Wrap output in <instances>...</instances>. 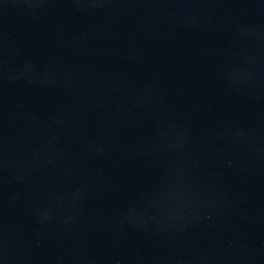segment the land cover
<instances>
[{"label":"water","instance_id":"95a60500","mask_svg":"<svg viewBox=\"0 0 264 264\" xmlns=\"http://www.w3.org/2000/svg\"><path fill=\"white\" fill-rule=\"evenodd\" d=\"M0 264H264V0H0Z\"/></svg>","mask_w":264,"mask_h":264}]
</instances>
